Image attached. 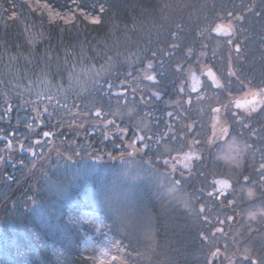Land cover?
<instances>
[{
  "label": "trees",
  "instance_id": "16d2710c",
  "mask_svg": "<svg viewBox=\"0 0 264 264\" xmlns=\"http://www.w3.org/2000/svg\"><path fill=\"white\" fill-rule=\"evenodd\" d=\"M216 24L230 34H215ZM197 58L226 81L232 104L263 89L264 0H0V264L225 263L215 257L220 223L207 208H231L208 199L203 208L201 180L175 178L196 200L191 213L147 184L116 178L127 110L139 116L156 97L157 109L175 93L183 98L181 76ZM149 65L160 70L154 95L140 78ZM258 122L227 113L249 145L242 173L255 187L264 184L254 175L264 173ZM262 229L249 235L255 244L264 243Z\"/></svg>",
  "mask_w": 264,
  "mask_h": 264
},
{
  "label": "rangeland",
  "instance_id": "374dc122",
  "mask_svg": "<svg viewBox=\"0 0 264 264\" xmlns=\"http://www.w3.org/2000/svg\"><path fill=\"white\" fill-rule=\"evenodd\" d=\"M218 25L219 24H216L213 27V30L216 29ZM218 48L219 45L218 43H216L215 49ZM194 65L195 66L193 68H190L189 66L188 68L184 69L186 76H181L180 79L181 82L186 81V83L183 85L184 88L186 84H189V77L190 75H192L191 71L194 70L198 75H202L204 69L209 67L206 60H201L198 58L196 59ZM158 71L160 70L155 69L154 71V68L149 65L145 68V70L142 71L143 73L140 75V78H144L145 80L143 83L144 89L151 91V95H154V92L157 93V90L159 89L157 87H152L153 83L151 84L149 78L151 75H154L156 79L158 77ZM96 76L97 74L95 73V77ZM218 77L219 79H221L220 76ZM221 81L223 85V89H221V91H226L227 93L229 91L227 83L225 80L221 79ZM134 88L136 89V85H134ZM206 90L207 92L209 91L208 89ZM132 96L133 97H131V100H134L135 93L132 94ZM239 97L241 96H238V98ZM231 101L232 100H230L227 95L226 119L227 113H230L233 116L241 119L240 115L244 116L246 111L241 110L242 113H238ZM170 107H175V100L170 103ZM170 107H168V109H171ZM126 115L128 118H133V129L135 130L136 134L131 135L130 141L132 143L137 139L143 140V144H149V142H152L154 140L152 138V135H149L151 133L150 131L152 126L150 120L153 117L146 114V117L139 116L138 118V116L136 115V111L132 108L127 110ZM109 122L110 125H113L112 123L115 121L114 119L109 118ZM217 122L218 114H216L214 119H210L209 124L212 127L211 129H213L214 125H216ZM116 124L119 125L118 123ZM120 127L122 129L118 130V132L122 133L123 135L127 134V124L126 126L124 124L123 127ZM110 129H113V127H110ZM226 131L227 136L224 141L221 142V145L217 146V150L214 153V158L217 160V162L221 163L220 169L222 171V178H225L232 183L231 191L229 192L228 196L222 200L225 204L224 206H227V208H231V210L228 209V211H230L228 214H226L225 212L221 213L220 215L217 211L214 212L208 209L210 217L213 216V220L215 218V220H218L220 223V227L216 231V235L218 242L221 244V248L215 253V257L216 255L218 257H220L219 255H223L225 258V263L223 264H264V250L262 252V255H255L254 243L256 241L253 242V240L251 239L252 236H249L253 232L258 231V229L262 227V224L264 222V204L255 202L257 196L255 191L256 187L253 185V181L246 180L242 175L244 160L250 153L249 145L246 142V139L242 138L238 129L233 130L228 126ZM168 143L169 142H167V144H163V152H169V154L163 155V157H161L158 161L156 158L153 159L154 162L150 164L142 162L138 155H131V159H128L129 150H127L123 158L119 159L121 168L120 172L116 174V178L127 180L131 184H147V186L151 187V189L154 188V190H152L153 193L158 192L159 195L168 196L169 199L181 203V205L185 209L193 213L196 210L194 207L196 200L192 199L191 195H189L184 190L179 189L176 185L177 180L175 179L182 177V167L188 168L189 163L186 159L187 155L180 152L174 156V161H171L172 147ZM132 147L130 146L128 147V149H132ZM138 148L140 149V147ZM138 152L139 151H137V153ZM218 208L219 210H222V207L218 206ZM224 211L225 209H223L222 212ZM229 217H231L232 219L230 220ZM91 218L92 216L89 217V219ZM145 221L146 224H148V218H145ZM221 221H223V223H221ZM219 229H223V231H219ZM226 229H229L228 233L226 232ZM228 234L231 235L234 239V242L239 245L238 247L234 246L233 241H231L229 237L227 238ZM257 238L258 236L255 235L254 239L257 240ZM263 238L262 240L264 241Z\"/></svg>",
  "mask_w": 264,
  "mask_h": 264
},
{
  "label": "flooded vegetation",
  "instance_id": "af4514ba",
  "mask_svg": "<svg viewBox=\"0 0 264 264\" xmlns=\"http://www.w3.org/2000/svg\"><path fill=\"white\" fill-rule=\"evenodd\" d=\"M208 68L209 67L204 69L202 75H198L194 70L191 71V74L195 72L200 77V89L198 92L193 91L190 75L189 84H186L185 88L183 87V85L186 83V81H183L181 84L182 88L187 90V96L185 95L182 98V96L180 95V98L178 99L177 94L175 93L173 99H166L165 101L163 100L166 103V108L164 109H157L158 107L156 106L158 103L159 105L161 104V100L159 97H156L154 98L158 100V103L156 105H149L148 107H145L146 112H144V114H140L139 116L146 117L147 114L153 117L150 120L152 126L150 131L151 133L149 134L152 135V138L154 139L152 142H149V144H143V140L140 139L133 141V143L130 141L131 130L132 127H134L133 123L129 120L131 118H128V129H126V136L128 139L127 150H129L128 159H131V155H138L141 161L146 164L153 163V159L155 158L158 161L161 157H163V155L169 154V152H163V144H167V142H169L168 144H170V146L172 147L171 161H174V156L180 152L187 155L186 159L190 167L188 166V168H181V178H198L202 181V183L204 184V189H202V187L198 189L197 200H202L204 202V206L202 204L203 208L207 205L206 199H208V203L210 204H215L217 202L218 205V203L221 202V206H224L225 204L222 200L228 196L232 188V183L229 180L222 178V171L220 169L221 163L217 162V160L214 158V153L217 150V146L221 145V142L224 141L227 136V93L226 91H221V89H223V85L218 75L217 77L220 81V87L218 88H216L212 81L205 75V70ZM149 79L151 84L153 83L152 87H161L156 83L154 75H151ZM206 89H208L209 91L207 92ZM253 94H256L257 98L250 107L236 108L235 104L239 98H244ZM239 98H237L233 102L235 110L238 113H242L241 110L246 111L245 115H252L254 118L259 120V124H262L264 121L262 116V114L264 113V88L261 90H256L251 94L241 96ZM171 100H175L174 108L170 107V103H172ZM180 103H184L183 109L177 107V105ZM193 104L197 107L196 109L198 113V116L195 119L194 123L187 117V115H189L188 109ZM168 107H170L171 109H168ZM216 114H218V122L216 125H214L213 129H211L212 127L209 124L210 119H214ZM154 125L157 126V128L159 127V130L153 132ZM160 130L161 132L158 133ZM260 131L261 128H254V137L258 136V133ZM187 132L192 133V135H189ZM188 137L193 138L189 140ZM130 146H133L132 149H128V147ZM138 147H140V149ZM137 151L139 152L137 153ZM242 175L246 180H249L247 174L242 173ZM254 175L255 177L264 176V173L257 172ZM223 181H229L230 186H224ZM202 183L199 181V184ZM257 185L258 187H256L255 190L257 195L255 202L264 204V184H261V187H259L260 184ZM203 196L205 198H203ZM207 209L210 208L208 207ZM262 226V230H264V222ZM254 247L255 255L259 254L258 251L263 252L264 250L263 243H254ZM257 252L258 254H256Z\"/></svg>",
  "mask_w": 264,
  "mask_h": 264
},
{
  "label": "water",
  "instance_id": "95a60500",
  "mask_svg": "<svg viewBox=\"0 0 264 264\" xmlns=\"http://www.w3.org/2000/svg\"><path fill=\"white\" fill-rule=\"evenodd\" d=\"M230 31H231L230 26L226 24H220L218 25L216 29L213 30L215 34L224 35V36L229 35ZM205 75L212 81V83L214 84L216 88L220 87V81L216 73L214 72V70H212L211 68L206 69ZM191 83H192L193 91L198 92L200 89L199 88L200 87V77L195 72H193L191 75ZM256 98H257L256 94L249 95L244 98H239L235 104L236 108H248L256 101ZM43 138L45 139L46 137L43 135ZM223 185L228 187L230 186V182L223 181Z\"/></svg>",
  "mask_w": 264,
  "mask_h": 264
},
{
  "label": "snow or ice",
  "instance_id": "6c2138e0",
  "mask_svg": "<svg viewBox=\"0 0 264 264\" xmlns=\"http://www.w3.org/2000/svg\"><path fill=\"white\" fill-rule=\"evenodd\" d=\"M80 11H83V10H80ZM65 22L67 23L68 21L65 20ZM10 135H11V134H10ZM43 135H44L45 137H47V136L50 135V133L45 132ZM38 142H39V141L37 140V143H38ZM8 144L11 145V140L8 141ZM229 219L231 220L232 218L229 217ZM221 223H223V221H221ZM219 231H223V229H219Z\"/></svg>",
  "mask_w": 264,
  "mask_h": 264
}]
</instances>
